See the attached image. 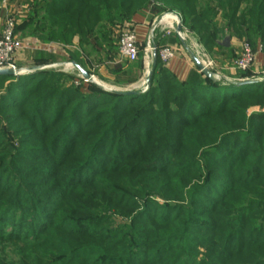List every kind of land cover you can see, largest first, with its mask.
<instances>
[{"label": "trees", "instance_id": "trees-1", "mask_svg": "<svg viewBox=\"0 0 264 264\" xmlns=\"http://www.w3.org/2000/svg\"><path fill=\"white\" fill-rule=\"evenodd\" d=\"M30 3V12L17 24L16 34L37 35L45 42L68 46H73L78 36L79 49L68 50L66 59L90 73L86 57L96 54L100 62H114L118 56L113 49L119 53L124 28L132 29L128 25L134 16L152 6L158 12L179 14L183 26L192 29L209 52L222 48L218 40L226 34L250 41L255 51L264 49V0ZM118 32V43L114 45L112 37ZM140 48L137 60L126 61L134 66L126 62L109 66L111 74L125 78L112 83L125 87L120 84L138 81L135 71L142 70L144 57L143 45ZM32 58L37 66L58 60L57 55L44 50L36 51ZM132 73L135 76L127 78ZM241 73L238 79L251 78L250 70ZM13 78L0 76V85ZM89 85L95 90L103 88L93 82ZM35 86L32 95L42 88L38 83ZM86 94L83 99L90 103L92 97L95 101L102 97L103 104L111 107L96 111L94 121L88 118L77 123L80 130L74 133L71 143L66 130L72 127L70 122L77 110L72 108L75 112L69 117L57 108L61 122L49 129H62L55 144L61 154L46 163L59 160L61 170L51 171L46 164H35L21 169L18 177L22 183L12 177L6 180L4 193H11L14 201L1 197L0 264H264V202L258 198L264 196V82L239 87L212 81L197 70L182 80L165 66L158 53L145 93L122 95L90 90ZM255 107L259 110H252ZM80 108L84 110L87 104ZM101 118L105 120L99 123ZM47 123H39L40 130L47 128ZM35 125L26 128L30 136L46 139L43 145L47 152L58 134L50 135L47 128L43 136ZM115 130H120L126 143H119L118 151L106 157L108 152L102 150L107 145L115 149ZM230 137L228 157L203 162L207 180L216 183L224 179L220 191L193 188L190 195L204 194L205 199H191L188 207L170 214H166L168 206L161 207L163 214L149 211L147 206L144 214L133 216L131 222L117 223L109 213L112 209L124 215L130 213L127 210L134 211L137 204L120 198L131 195L132 187L151 191L150 185H154L163 195L184 200L188 183L201 178L200 170L189 168L194 154L220 138L226 141ZM93 139L95 142L88 144ZM138 140L143 143L133 144ZM119 149L124 150V156H119ZM167 150L171 158L166 165L151 164ZM9 222L20 232H4ZM199 253L204 258H198Z\"/></svg>", "mask_w": 264, "mask_h": 264}, {"label": "rangeland", "instance_id": "rangeland-1", "mask_svg": "<svg viewBox=\"0 0 264 264\" xmlns=\"http://www.w3.org/2000/svg\"><path fill=\"white\" fill-rule=\"evenodd\" d=\"M155 8V7H154ZM165 14H174L173 12H165ZM187 30L190 32L183 33V37L185 40H187L189 43H192V49L191 51L198 56L202 61L208 63L212 61L213 67L212 71L216 68V63L219 60L220 55H218L217 51L213 49L212 52H209L208 48H206L203 43L200 42V39L198 35L192 31V29ZM171 33V36H170ZM168 36L169 38H172L176 41L179 45L181 43V40L178 39L179 36L176 34L175 30L168 29L164 32L163 36ZM119 32L116 34L113 38L114 45L118 43L119 39ZM18 39L20 41L25 42V37L22 36L20 33L17 34ZM197 39V40H196ZM162 41V40H161ZM182 44V43H181ZM27 45V44H26ZM159 48L157 46V50L164 47V44H158ZM142 47V45H140ZM146 49V43L143 45V51ZM28 47L26 49L24 48L23 52L18 54L16 58L13 61V64L15 67H13L15 70L19 69L20 71H23L20 74L14 75L12 80H5L0 85V203H1V197L4 196L5 198H8V202L13 200V197H11V193H4L5 189L3 186L6 184V180L14 179L17 182L20 181L19 174L21 172V169L24 168L25 170L28 169L27 166H33L35 164H46V166H49L48 169L58 170L59 172L61 170V166L59 163V160H56V163H46L48 160L55 159L56 155L61 154V149H58V144L56 142L59 137L62 135V129L60 127H53L52 129H49L50 127L54 126V124H59L61 122L59 120V114L57 111V108L62 109V114L71 117L72 114L75 111H72V108L77 110V114L73 118L72 127L70 129H67L66 132L69 136L68 142L71 143L73 140L74 133L77 134L80 130L79 127L76 125H80L82 122L84 123L88 118H93L92 120H96V117L94 119V113L98 110H107L110 109L111 105H105L103 104L104 98H99L96 101L94 98H91L92 103H90L89 100L83 99L84 96H86V93H90L91 91H99L108 93V94H115L116 91H111V89L114 90H120L122 87L115 85L114 81L118 79H125L123 77H115L113 74L109 72V75L102 76L99 71L100 65H102L103 62H100L99 56L96 55V57H93V66L91 68V72L93 75H95V81L103 88H100L99 90H95L92 88L89 84L90 81H87L85 78H83L77 69L76 66L71 67V69L64 70L63 67H65V64H60L61 62H68L66 58L56 61H49L48 63H51L50 65H44L41 66L42 70L38 71H29L31 67L37 66V64L30 60L28 54ZM114 51V55L118 56L119 53L117 51ZM101 55V54H100ZM58 56V55H57ZM59 57V56H58ZM68 57V56H67ZM101 57V56H100ZM188 61L191 64H194L193 60L190 59L189 56H187ZM144 61V57H143ZM151 61V58L149 59V62ZM129 66H134V64H128ZM8 68V67H7ZM109 69V66H107ZM198 68V67H197ZM253 68V67H252ZM230 71V70H227ZM252 69L250 70V72ZM62 72V73H61ZM64 72H69L74 75H69L68 73L64 74ZM234 72L231 74V71L229 72L231 77L240 78L242 77V71L234 70ZM228 73V72H227ZM77 75V76H75ZM263 75V74H262ZM4 76V75H0ZM135 75L132 73L131 75H127V78L132 79ZM220 78L224 81L225 79L222 77V75H219ZM100 77V78H99ZM103 78V79H101ZM112 81H106V80ZM226 79L225 81H227ZM38 83V85H42V88L37 91L35 95H32L33 92H35L32 88L37 87L35 84ZM135 83V82H134ZM133 84V83H131ZM122 86L130 85V84H120ZM105 88V89H104ZM149 88V87H148ZM148 88H141L138 91L141 92L139 95L145 93V91ZM110 89V90H108ZM79 90L84 92L82 95L79 93ZM145 90V91H144ZM102 94V93H101ZM99 96V95H96ZM86 103L87 108L84 110H81V106ZM24 106V107H20ZM3 107V108H2ZM5 108H7L6 111H3ZM155 108H159L157 105ZM3 109V110H1ZM71 112H70V110ZM38 110V111H37ZM94 110V111H93ZM68 112V113H67ZM93 112V113H92ZM10 114H16L13 116H10ZM10 116V117H9ZM106 118V117H104ZM100 119V122H103L105 119ZM59 121V122H58ZM48 122L46 125L49 129V134H58L56 135L57 140H52L50 146L48 147V151L46 152L43 143L46 142L45 138H42L41 136L38 137H32L35 135L30 136L32 133L29 134L28 128H26L29 124L33 123L35 125V129L38 130L40 134L43 135L44 130H48L47 128H44V130H40L39 123ZM69 124V121L68 123ZM58 132V133H57ZM83 134H86L85 132ZM115 134L118 135L114 137L113 144L115 145V149L113 148L108 149V146H106L105 149L102 150V152H108L106 154V157L113 153V151H116L118 144L124 145L126 142L123 140V138L120 136V130H115ZM48 135V136H50ZM44 136V135H43ZM93 136V135H92ZM42 138V141H41ZM230 138H227L226 141H223L221 138L218 142L213 144L212 146L205 147L204 149H201L197 154H194L193 161L190 163V169L191 170H200L201 178L192 179L190 183H188L184 195V200L179 198H174L172 195H163L157 186L150 185L151 191H146L145 188H141L140 190L136 187H132L131 192H129L131 195L129 196H122L120 197L121 200H123L126 203L134 202L138 206L135 207L133 210L130 211L127 210V212H130L127 215H124L123 213H120L118 211H114L112 209L109 211V213L112 215V217L116 220L117 223H125V222H131L133 216L138 217L141 214H144L145 207L148 206V210H153L154 213L158 212V214H163L161 212V207L168 206L169 210L166 214H170V212H175L178 208L182 207H188L190 205L191 199H197L198 201L205 199L204 194L196 193L197 195H190V192L193 191V188H195L197 191L202 189L201 191L205 189H212L215 190L214 192H218L222 189L221 185L224 184V179L215 181L216 183L210 182V180H207L205 178V172L207 170V166L203 163L204 160H210L214 158H220L225 159L228 157L227 150H230L231 148V142ZM44 140V141H43ZM120 140V141H119ZM51 141V140H50ZM63 142V141H60ZM95 140H91L88 144H93ZM138 143L133 144H142L143 141L138 140L136 141ZM158 143V142H156ZM109 144V143H108ZM58 146V147H57ZM137 146V145H136ZM121 148V147H120ZM108 150V151H107ZM170 150V149H169ZM209 150V152H208ZM118 151V149H117ZM165 151V150H164ZM163 151V153H164ZM101 152L100 150L96 151ZM126 153L128 151H125ZM137 152V151H136ZM207 152V153H206ZM162 153V154H163ZM209 153V154H208ZM36 155L38 157H29ZM208 155V156H207ZM112 156V155H111ZM119 156H124V150L122 151L119 149ZM173 156V155H172ZM48 158V159H47ZM171 158V153L168 152V150L165 152L164 156L161 157L160 160H154L151 161V164L154 166H158L161 164H165L167 159ZM150 162V161H149ZM162 162V163H161ZM49 164V165H47ZM166 165V164H165ZM163 165V167L165 166ZM168 165V164H167ZM169 168H173V166H170ZM264 171V168H262ZM89 172V171H87ZM86 172V173H87ZM18 177V178H16ZM223 180V181H222ZM8 182V181H7ZM22 183V182H21ZM136 186V185H134ZM215 188V189H214ZM53 189V188H52ZM200 191V192H201ZM261 201L264 202V196H258ZM14 201V200H13ZM257 201V200H255ZM127 205V204H125ZM12 206V205H11ZM2 209V205H0V210ZM181 210V209H180ZM3 218V214L0 213V229L2 227L1 219ZM200 221V220H196ZM8 225L5 228L4 232L8 233H14V230L16 229V233L20 232V229L17 228L16 225H11V223H7ZM196 223H194L195 225ZM72 227L76 226L71 225ZM1 233V230H0ZM198 258H204V255L202 253L197 254Z\"/></svg>", "mask_w": 264, "mask_h": 264}, {"label": "crops", "instance_id": "crops-1", "mask_svg": "<svg viewBox=\"0 0 264 264\" xmlns=\"http://www.w3.org/2000/svg\"><path fill=\"white\" fill-rule=\"evenodd\" d=\"M31 1L33 0H0V36L5 27L6 20L8 18L14 17L17 21V24L19 25L21 24L22 19L26 17L28 13L30 12V5H31L30 2ZM175 14L177 13L166 15L165 12H158L154 10V6H152L149 9L144 10L139 14H136L132 22L129 23L128 26H130L136 32L138 41L142 45H144L145 43L147 45V43L150 41L152 46L155 45L157 42V43H160L161 45L164 44V46L172 47L175 50V56L172 60L165 63V66L169 70L173 71L179 79L186 80L192 71L197 70L198 72H200L197 66L195 64H191L187 58V56H189L190 59H192L188 52V49L190 50L192 49V46H191L192 43L191 42L189 43L187 40H185V38L183 37V33H181V35H178L179 36L178 39H180L182 43V44L179 43V45L176 41L173 40L174 39L173 36L172 38H169L166 35L163 36L166 30L171 29V24L173 21H175V17H176ZM155 23H156V27L153 29ZM125 29H127V27L124 28V30ZM186 32H189L187 28H185V33ZM170 36H171V33H170ZM226 36L231 37L230 45L228 47H225L219 44L220 46H222V48H218V47L215 48L218 55L220 56H218L219 60L216 63V68L214 69V72L219 75L221 74L225 80L226 79L239 80L236 77H231L229 72L231 71V74L234 73L232 72L234 71L232 69V63L234 59L241 54L242 45L244 41L242 42L238 38L232 37L230 34H226ZM226 36L223 39L218 40V43L222 42L226 38ZM25 42L28 45V50H29L28 54H30L29 58L32 61H34L32 58L33 54L39 50H44L53 55H58L59 56L58 59L62 60L64 58H67L68 50L70 49L78 50L79 49L78 48V44H79L78 36L74 38L73 46H68L66 44L56 42V41L45 42L41 40V38L37 35L26 36ZM94 56L96 57V54H93L90 57H86V65L89 68V70H91L93 66ZM150 58L152 59V57ZM149 59L148 58L144 59L142 70L135 71V73L138 74L139 76L138 81H136L133 84L126 85L125 87H122V88L131 87L133 89H141L144 87L143 77H144L147 65L150 63ZM67 60L68 62L74 63V65L76 66L77 64L76 62L71 61L70 59H67ZM126 61H127L126 59L122 60L118 55V57L115 59L114 62L106 60L104 63H102V65H100L99 67V71L100 73H102L101 74L102 76L104 75L107 76L109 75V70L107 66L113 67L115 66L114 64L123 65ZM66 62H61L60 64L62 65V64H65ZM50 64L51 63H48L46 65H50ZM227 70H230V71H227ZM262 72H264V49L258 48L256 51L255 63L251 71V78L262 77L263 76ZM64 73L71 74L69 72H64ZM71 75H74V74H71ZM252 110L257 111L259 110V108L255 107Z\"/></svg>", "mask_w": 264, "mask_h": 264}, {"label": "built area", "instance_id": "built-area-1", "mask_svg": "<svg viewBox=\"0 0 264 264\" xmlns=\"http://www.w3.org/2000/svg\"><path fill=\"white\" fill-rule=\"evenodd\" d=\"M171 29L175 30V25L178 22V16ZM17 21L14 17H10L6 20L5 27L0 36V68H13L14 59L18 54L23 52L24 48L28 47L24 42L18 39L16 34ZM156 27V23L153 29ZM180 35V34H179ZM261 48V47H259ZM140 43L136 32L133 29H125L120 36L119 43V57L124 60L133 62L137 60L140 52ZM144 52V59L146 58V49ZM159 57L167 63L175 56V50L170 46H164L159 49ZM256 51L253 49L250 41L243 42L241 54L233 61L232 69L238 71L251 70L255 63ZM74 64L72 62H66L65 64ZM209 69L212 70L213 62H203ZM264 76V72H262Z\"/></svg>", "mask_w": 264, "mask_h": 264}, {"label": "water", "instance_id": "water-1", "mask_svg": "<svg viewBox=\"0 0 264 264\" xmlns=\"http://www.w3.org/2000/svg\"><path fill=\"white\" fill-rule=\"evenodd\" d=\"M177 16H178V22L175 25V32L179 35L180 33H185V28L183 26L182 19H181L180 15H177ZM230 40H231V37L226 36V38L222 42H219V44H221L225 47H228L230 45ZM188 52H189L194 64L198 67V69L201 73H203L206 77H208L212 81H223L222 78H220L219 74H217L214 71H212L211 69H209L202 62V60L198 56H196L190 49H188ZM157 57H158V50H157V46H156L154 49V52H153L152 59H151L150 63L147 65V68H146V71H145V74L143 77L145 88H148L151 84L153 73H154V70L156 67V63H157ZM76 67H77L80 75L83 78H85L87 81L93 82L96 85L100 86L95 81V78H96L95 75L88 72L82 66H80L78 64H76ZM29 69H30L29 71L42 70L41 68H38V66L31 67ZM22 72L23 71H20L19 69L15 70L14 68H0V75L14 76V75L20 74ZM223 82L228 83V84H234V85L240 87V86L253 85V84L264 82V76L258 77V78H245V79H239V80H229L228 79L227 81L224 80ZM115 91L119 94H122V95H127V94L136 95V94L141 93L138 90L132 89L131 87L122 88L120 90H115Z\"/></svg>", "mask_w": 264, "mask_h": 264}, {"label": "bare ground", "instance_id": "bare-ground-1", "mask_svg": "<svg viewBox=\"0 0 264 264\" xmlns=\"http://www.w3.org/2000/svg\"><path fill=\"white\" fill-rule=\"evenodd\" d=\"M175 21H176V17H175ZM175 21L172 22V24H171V28L173 27V24L175 23ZM180 35H181V33H180ZM155 47H156V45H153V46H152V44H151L150 41L147 43V45H146V58L149 59L150 57L153 56V52H154ZM146 58H145V59H146ZM202 62H204V60H203ZM62 66H63V65H62ZM64 66H65V67H63V69H64V70H67V69H71V67H74L75 65H74V64H69V63H67V64H65ZM38 68H41V66H38ZM143 85H144V81H143ZM144 87H145V86H144Z\"/></svg>", "mask_w": 264, "mask_h": 264}]
</instances>
